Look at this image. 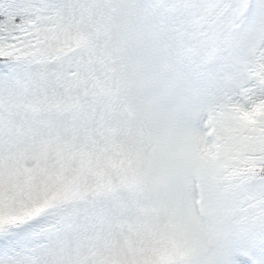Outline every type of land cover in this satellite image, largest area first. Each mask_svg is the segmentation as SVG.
I'll use <instances>...</instances> for the list:
<instances>
[{
    "label": "snow or ice",
    "instance_id": "obj_1",
    "mask_svg": "<svg viewBox=\"0 0 264 264\" xmlns=\"http://www.w3.org/2000/svg\"><path fill=\"white\" fill-rule=\"evenodd\" d=\"M0 264H264V0H0Z\"/></svg>",
    "mask_w": 264,
    "mask_h": 264
}]
</instances>
